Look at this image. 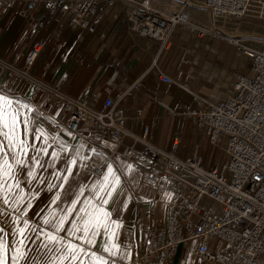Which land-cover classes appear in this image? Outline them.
<instances>
[{
    "label": "crops",
    "instance_id": "crops-1",
    "mask_svg": "<svg viewBox=\"0 0 264 264\" xmlns=\"http://www.w3.org/2000/svg\"><path fill=\"white\" fill-rule=\"evenodd\" d=\"M201 1L150 0L163 14L183 9L192 22L208 27L209 15L201 8ZM5 2L0 0V60L5 59L22 68L31 49L41 43V52L29 70L39 73L42 82L49 86L66 73L67 79L61 84V90L75 96L89 89L91 106L96 109L105 98H114L129 85L137 83L136 89L117 103L124 110L128 129L140 134L141 128L147 127L149 140L164 149L179 140L181 155H200L205 168L221 162V151L206 143L194 127L190 114L205 100L220 102L229 97L235 75L247 68L246 56L231 40L222 35L197 38L177 29L171 36L169 49L159 55L154 67L152 43L127 31L130 8L125 3H116L111 8L102 6L101 22L89 30L71 28L57 13H45L40 7L28 12L24 2H16L13 8H6ZM37 23L41 28L36 27ZM160 74L168 76L171 82H162ZM0 92L31 106L29 117H34L38 125L69 146L61 153L62 157L80 145L85 146L80 152L87 158L74 166L75 183L91 185L98 180L104 173L100 177L90 176L85 169L86 161L99 162L111 156L113 171L120 177V182L106 206L113 219L119 221L118 225H113L114 237L109 243L120 244L129 251V258L122 264H141L137 258L145 250L149 232L164 225L175 202L185 197L187 187L174 182L150 183L148 176L152 169L138 167L137 156H122L125 148L146 153L142 144L129 137H122L118 142H87L84 138L92 130L90 121L84 122L77 134L67 135L70 132L64 118L58 112L55 113L58 121L41 117L36 110L40 96L28 102L30 84L17 77L6 78V71L1 66ZM55 146L59 147L58 144ZM91 149L95 151H89ZM62 163V160L56 161L57 165ZM53 183L57 181L53 180ZM50 199L51 193L45 184L29 210L33 221L39 222L38 214L48 210ZM103 240L102 235L97 236L93 250L106 256L101 249ZM194 246L193 241L180 245L167 264H202L195 256ZM224 247L223 242L210 240L209 248L217 256H221ZM10 257L9 250L8 264H11ZM146 264L162 263L151 260Z\"/></svg>",
    "mask_w": 264,
    "mask_h": 264
},
{
    "label": "built area",
    "instance_id": "built-area-1",
    "mask_svg": "<svg viewBox=\"0 0 264 264\" xmlns=\"http://www.w3.org/2000/svg\"><path fill=\"white\" fill-rule=\"evenodd\" d=\"M250 1L202 0L200 6L210 19L208 27L192 22L183 9L163 14L150 0H6L5 7L13 8L16 2H24L28 12L40 7L45 13H57L71 28L90 30L101 22L102 6L111 8L116 3H125L130 8L127 31L152 43V66L155 67L159 55L169 49L171 36L177 29L197 38L221 35L213 23L242 20ZM36 27L41 25L37 23ZM41 49V43H37L22 68L0 60L6 78L17 77L30 84L28 102L40 96L36 110L41 117L58 121L55 116L58 112L72 134H77L80 126L90 121L92 130L84 139L92 144L103 140L118 142L122 137H129L142 144L146 153L125 148L122 156H137L138 167L152 169L148 176L150 183L174 182L187 187L185 197L175 202L164 225L149 232L138 263L159 260L167 264L180 245L193 241L195 256L202 264H216L218 257L223 264H264V44L259 49L242 51L248 67L244 73L235 75L229 97L220 102L205 100L190 114L202 138L217 147L223 156L220 163L209 168L203 166L200 155H181L179 140L164 149L149 140L147 127H142L140 134L126 127L124 110L117 103L130 95L137 83L114 98H105L98 109L93 108L89 89L75 96L61 90L66 73L49 86L42 82L39 73L29 70ZM159 79L167 84L171 82L164 74ZM111 161V156L99 162L87 160L86 172L100 177ZM211 239L225 243L221 256L210 250Z\"/></svg>",
    "mask_w": 264,
    "mask_h": 264
},
{
    "label": "snow or ice",
    "instance_id": "snow-or-ice-1",
    "mask_svg": "<svg viewBox=\"0 0 264 264\" xmlns=\"http://www.w3.org/2000/svg\"><path fill=\"white\" fill-rule=\"evenodd\" d=\"M31 111L0 92V264H8L9 250L11 264H122L129 251L109 243L119 224L106 207L120 182L113 164L91 185L75 183L85 146L62 157L69 146L30 118ZM45 184L51 199L36 222L29 210ZM100 235L106 256L93 250Z\"/></svg>",
    "mask_w": 264,
    "mask_h": 264
},
{
    "label": "rangeland",
    "instance_id": "rangeland-1",
    "mask_svg": "<svg viewBox=\"0 0 264 264\" xmlns=\"http://www.w3.org/2000/svg\"><path fill=\"white\" fill-rule=\"evenodd\" d=\"M257 5L255 12L246 13L248 16L243 17L242 20L236 23H213L214 28L222 36L231 40L240 49V53L244 49H259L264 44V0H262V3L261 1L258 2ZM216 264H223L220 257H218V263Z\"/></svg>",
    "mask_w": 264,
    "mask_h": 264
},
{
    "label": "bare ground",
    "instance_id": "bare-ground-1",
    "mask_svg": "<svg viewBox=\"0 0 264 264\" xmlns=\"http://www.w3.org/2000/svg\"><path fill=\"white\" fill-rule=\"evenodd\" d=\"M261 1V3H262V0H251L250 1V3H249V5H248V8H247V10H246V13H250V12H255V10H256V8H257V4H258V2H260ZM245 13V15H244V17H247L248 16V14H246ZM221 241V240H220ZM221 242H223V241H221ZM224 243V242H223ZM224 245H225V243H224Z\"/></svg>",
    "mask_w": 264,
    "mask_h": 264
}]
</instances>
